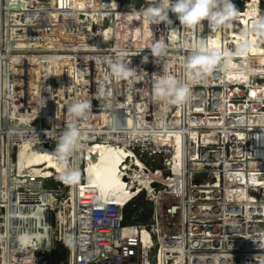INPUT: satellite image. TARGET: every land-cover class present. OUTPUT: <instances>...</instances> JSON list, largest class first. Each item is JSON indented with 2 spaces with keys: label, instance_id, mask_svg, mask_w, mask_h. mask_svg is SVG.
Here are the masks:
<instances>
[{
  "label": "rangeland",
  "instance_id": "rangeland-1",
  "mask_svg": "<svg viewBox=\"0 0 264 264\" xmlns=\"http://www.w3.org/2000/svg\"><path fill=\"white\" fill-rule=\"evenodd\" d=\"M103 1H107L108 6H110L111 0H103ZM114 1H116L118 4L119 3L123 4L124 0H114ZM39 2H41V1H39ZM143 2H145V3H143ZM151 2H152V0H128V3H127L128 7L132 10H135V11L140 10V13L143 15V18H141V20L138 19L139 15H137V14H135V17H136L135 21L132 18H129V20L132 23L134 22L133 24L136 25V23H138L137 24L138 25V31L137 32L130 31L131 27L126 28L127 32H126V29L122 33L118 32L116 30L115 32H118V33L112 34L113 40H114L113 46H124L126 43V45H128V46L134 47V45H136L137 47H141V45L143 44L142 48H146V52L151 53L150 49H152L153 47H155L157 45H163L165 48V53H173V54H170V56H168V54H164L160 58L153 57L152 54L151 55L146 54V55H144L138 59L135 57H133L132 59L125 57L126 60L129 61L130 67L132 69L134 68V70L132 71V73L129 77L123 78L122 81H121V78H116L111 74V70H110V66H109V69H108L109 74L107 73L105 75V79H103V77L100 75L101 78L103 79L102 80L103 83H102V81H100V82L98 81L99 83H101V85H103L101 88H99V91H100L99 95H101L100 98L102 97L103 99H105V102H104L105 107L99 106L97 104H93V106H92V104H91V108H90L89 112L86 114V116L83 119H79V120H77L73 115H71L67 111V106L72 101L77 100V99L87 98L88 100H90V102L92 101L90 99V97H88V94L91 91L90 88H92V87H93V89L97 88L96 83H98V82L95 81V79L93 77V81H95V82L90 87L89 86V80H88V79H90L89 75L92 72L93 73L95 72L93 69L95 66H97V69H98V61L99 60H98L97 56H95V55L104 54V53L98 52L99 50L103 49V48H101L102 46H98V49H90V50H85L84 47H86V46L91 47L90 46L91 44H93L92 47L93 46L95 47V46H97L96 45L97 42L100 43L99 40L102 37L101 34L103 31L100 30V31L95 32V30H96L95 28H97V24L99 22L104 23L106 25H109V24H112V25L115 24L116 25L117 24L116 22H118V19L115 17L116 18L115 21L112 22L109 17L104 16V17H101V19L99 18V21L98 20L95 21L92 18V16H96L98 14V11L94 12L95 14L93 13L92 15H84V13L81 10H78V8L74 7L73 9L69 8L67 10V12L64 13L63 18L60 15H59L60 18L58 17V15L50 16V19L53 20L52 21L53 25H48L47 20H45V19H44V21H42L40 19L37 20V18H40V16L39 17L34 16V20L32 23L26 19H24L22 21L17 20V21H19V23L23 24V26H17L16 28H14L15 23L12 24V26H13L12 29H14L13 31H16L18 29L17 37L15 39L19 43H21L23 46L26 45L24 47L29 48L30 50H28V49L22 50V51L18 50L17 53H19V54L21 52L24 53V54L22 53L21 55H19V54L17 55L16 53H14V57L19 56L17 58L13 57V60L15 62L14 65H11L9 63V60L6 59V57L4 58L3 54H5L7 56V53H6V50L4 47H2V49H3L2 53L3 54H0V106H1L0 107V146H1L0 155L3 154L4 152H6V154H8V152H7L8 148L6 149L5 147L9 146L10 147V150H9L10 151V158H12V160H10L9 163L6 161H4V162L0 161V168H2L0 171V200L3 198V196H4L3 199L5 200V201H3V200L0 201V241L5 240L7 238H9V240H12V234L9 233V230L7 231V230H4L2 228V226L5 225V222H2L3 221L2 220V214L4 212V215H5L6 214L5 211H7L9 209V208H7V205H5V204H9L11 202V203H13V205L16 204V207H21V210H19L17 213L15 211H13L14 212L13 215L17 216V219L19 217V219L16 222H23L24 214L26 213V211L30 210L31 207L34 209L40 208V212H38V217L36 218V220L34 219L35 223L38 222L39 224L46 223V220H44V217H46V214L48 215L49 218L52 217V213H53L52 211H54L55 213H57V212L63 213L64 212V208L60 204H55L54 208H52L53 210H51V211L49 209H45V210L42 209L40 204L38 205V201H41L40 198L42 196V191H41L40 195H36V196L27 195V193L29 194V189L33 188L32 191H34V189H37L36 186H38V185L34 184V182H32V184H31L32 178H30V180H27L28 182L22 183V185H21V183H19L18 186H17V184H15L16 181L21 176L23 177V174H24V172L22 173L21 171H18V169H15L16 166H15V160H14L15 157L14 156H15V147H16L15 142H17L16 140H18L17 138H20L22 136V134H24L25 131H29V130L33 131L34 130L35 134L39 135L41 137L43 135L48 136L51 133L53 136L52 138L56 141L55 138H56L59 130H62L63 128H65L68 123H78V124L83 123L84 127L90 128V132L84 134V137L89 136V134L93 133V132H94L93 134H102L101 132H105V133H107V135L109 137L114 139L115 136H117L120 133V136L122 139L121 141L125 142V147L127 149L131 150L142 161V164L145 168V171H143L145 174L142 176H143V179H145V181L147 182L148 186L150 187L151 192H154L155 198L154 197L151 198V196L149 194L147 195L146 194L147 190H145V189L140 191L139 194H137L138 196H136L132 199L133 202L131 200L130 202H128L123 207V209H122L123 210L122 211V215H123L122 223L123 224L128 223V220H129L128 216H126V217L124 216V214H126L128 211H133L132 215H134L136 213V216L139 217V218H137L138 223L142 222V224H150V223L164 222V221H166V219H165L166 217L163 215L162 207L163 208L165 207L164 208L165 210L168 209L169 212H173V219L170 221H173V223L176 224L175 220H176V218L178 219V224H176V226L180 225V223L183 222L185 224L184 228L186 229V227L189 224L191 225V223L192 224L197 223L199 225V229L207 230V234L210 238L221 239L222 241H224L226 244V248H227V249H225L226 252L224 255H231V257H233L234 255H236V256L234 257V261L232 259H230V257L228 258V256H226V259H225V257L219 258L218 261H220L222 264H263L264 263L263 255L262 256L257 255V254H260L257 251H251V253H250L249 250H246V248L252 249L253 248L252 246L256 247L255 246L256 243H255V245H253L254 244L253 241H256L257 239H260L262 242L261 245L264 246V243H263L264 238H261L260 236H254L255 232L249 231L250 228L247 230L248 226L249 227L252 226L254 224L253 223L254 220H256L258 217L257 214L259 213V211H258L256 204H259L260 200H264V170L260 169L259 171H256V172L253 170H250L248 160L246 159V156L249 154V150H250L249 148L250 147H252L254 150L256 149V151H257V148H258V147H256L257 144L254 143L253 135H251L252 133L249 131L241 132L238 134L235 142L240 143L239 145H235L233 140L230 141V138L221 137V136H226L228 133L226 131L231 130V128H228V125L223 126V124L225 123V119H223L224 117L221 118V116H223V115L220 113L215 114V117L217 119L216 118L212 119V122L214 124L209 119L206 120V117L209 115L208 111H206V110H212V109L214 110L217 108V106L220 108L222 106H224L222 101L221 102L220 101H218V102L214 101L213 102V100L209 101V96L212 95L211 93L213 92V90L214 89L218 90L222 87L221 86L222 83L218 84L219 86H217V84L215 82L216 80L213 79V72L211 74L207 75L206 77H203V78L201 77V79L200 78L191 79V81H190V84H191L190 96H189L188 100L185 103H183L184 105L183 104H166L165 102H162V101L159 102L158 100L155 103H152V102H154L153 98H152V97H154V95L152 93V88H151V94H150V92L148 93L147 90L143 89V88H145L146 83L147 84L149 83L152 86L153 81L156 80L161 75L162 72L165 75H172L174 73L173 76L178 77L181 80L186 79L187 74H186V68L184 67L185 66V60H186L185 57H187L186 55H189L190 51H189V48H187L186 46L183 45V42L181 41L182 39L179 37H178V41L176 43V47L177 48L180 47V48L176 49V50H166L169 47H168V44L164 45L163 41L166 40V43H168L169 40H167L168 38L165 37L166 36V30H164L165 24L159 23V25H158L155 23V25H154V22H152L151 19L143 13L144 10L148 7V5ZM233 3L236 4L237 2L236 3L233 2ZM237 5H240V4L238 3ZM36 6L34 9L38 10L40 7H36ZM43 6H45L46 8L55 7V6L51 7V5L48 6L46 4ZM55 12L56 11H53L51 13H55ZM169 17L171 20H174L175 23L177 22L176 18H174V17H176L175 14L170 12ZM58 20H59V22H58ZM139 20L141 22H139ZM0 22L2 25L0 27V30H1V28H3L5 21L3 22V20L0 19ZM27 23L30 27L28 29L26 27ZM59 23H61V24H59ZM56 24H57V26H56ZM142 24H144V26H142ZM145 24L148 25V27H146ZM162 25H164V26H162ZM18 27H20V28H18ZM32 27H35V29H32ZM56 27L59 29H56ZM119 27L121 30L122 29L121 27H123L122 24H119ZM22 28H23V30H22ZM145 28H147L149 33L146 32ZM39 29H41V30H39ZM2 30H4V29H2ZM21 30H22V32H21ZM56 30H58V31H56ZM66 30H67V32H66ZM128 30H129V32H128ZM41 31H42V33H41ZM48 32H54L57 36H59V38H55L56 40H52V43H51V40H50L51 38L47 37L49 35ZM98 33H100V34H98ZM134 34H135V36H134ZM159 34L162 36H160ZM65 35H69V36H65ZM132 35H133V37H132ZM62 36H64V37H62ZM140 36L142 37V39L140 38ZM145 36H146V38H145ZM95 38H96V40H95ZM97 39H99V40H97ZM143 39H145L146 41ZM116 40H118V42ZM123 40H125V41H123ZM150 41H152L153 43ZM88 42H90L91 44ZM93 42H95V43H93ZM140 42H142V43H140ZM261 43H262V41H261ZM62 44H64V46H61ZM263 44H264V42L262 43V45ZM44 46H46V47L47 46H53L52 49H54L55 47L56 48L63 47L62 49H69V48H67L68 46H76V49L72 50V48H71V49H69V51L64 52L65 54H69L70 56H72V58L71 57H65L66 55L61 54L62 56L60 57V59H58L59 61L68 60V64L70 66L69 67L70 71H68V72H70L71 74L73 73L72 77H70V79H69V81H71V82H69L70 85H69V83L63 84L64 90H62V88H61L62 84L56 82L55 69L53 70V68H54V67H52L53 64L50 62L51 59H54V58L45 59V61H44L45 55L42 56V54L50 53V52H53V54H54L56 52L54 50H57V49L52 50L51 48L47 47L48 49L41 52L42 51L41 48H43ZM104 46L105 45H103V47ZM107 46H111V45L109 44ZM146 46H148V48ZM184 47L186 49H184ZM81 49H83V50H81ZM147 50H149V51H147ZM37 51H38V53H37ZM185 51L187 52V54ZM75 52H77V54ZM104 52H105V55H108V52H106V51H104ZM88 53H90V54H88ZM93 53H97V54H93ZM40 54H41V57H39V58L41 60H43L44 62H37L38 60H36L37 59L36 56H38ZM72 54L76 55V57L74 58V56ZM26 55H28V56L26 57ZM114 55L117 56V54H114ZM175 55H177V56H175ZM92 56L93 57L95 56V58H93ZM178 57H180L181 59ZM29 59H31V60H29ZM95 59L97 62L95 61ZM5 60H6V62H5ZM90 60L93 64L90 63ZM131 60H133V61H131ZM149 60H150V62H149ZM152 60H154V61H152ZM176 60H178V61L180 60L179 61L180 63H178V61H176ZM16 61H17V63H16ZM29 61H31V62H29ZM22 62L25 63V66H22ZM146 62H148V63H146ZM173 62H174V64H173ZM175 62L177 64H175ZM50 63H51V65H50ZM178 64H181V65L178 66ZM71 66H72V68H71ZM138 66L140 68V71H139ZM90 69H91V71H90ZM135 69L137 71H135ZM141 71L144 74L146 73L144 80H143L144 74ZM160 71H162V72H160ZM42 72H46V73H44L45 76ZM171 72H173V73H171ZM97 73H98V71H97ZM85 74H87V75H85ZM138 74H139V77L137 76ZM153 74H154V76H152ZM81 75H83V76L81 77ZM135 75H136V77H135ZM147 75H148V77H147ZM150 75H151V77H150ZM50 76H51V78H50ZM79 76L81 77L82 80L83 79L85 80V81L84 80L82 81L85 84H83L81 82V80H79L80 79ZM76 78L80 82H78ZM137 78H140V79H137ZM209 78H210V80H209ZM117 79H118V81H116ZM196 79L198 81L197 83L195 82ZM202 79H204V81ZM119 80L121 81V83ZM205 80L210 83V85H209L210 87L208 86L209 83L206 82ZM127 81L129 83H127ZM214 82H215V84H214ZM41 83H42V85H40ZM43 83L45 84V87H44ZM81 83L84 86H82ZM211 83L214 84V86H211L212 85ZM77 84H78L79 88H77ZM129 85H130V88H126V87H129ZM134 85L137 87H135ZM64 86L66 87L67 91H66ZM67 86L70 90L67 88ZM69 86H71V87H69ZM88 86H89V89L87 88ZM42 88L43 89L45 88L48 91V93H45L44 91H46V90L45 89L43 90ZM81 88H82V90H81ZM136 88H139V90ZM77 89H78V91H77ZM128 89H129V91H128ZM49 90H50V93H49ZM209 90L210 91L212 90L211 93H209ZM62 91H63V93H62ZM68 91L70 94L67 93ZM99 91H97V92H99ZM138 91H139V93H138ZM144 92L146 94H144ZM80 93H82V94H80ZM122 93H126V94L124 95ZM141 93H143V95ZM199 93H200V95H199ZM120 94L122 97L120 96ZM14 95H15V98L12 99V96H14ZM69 95H71V96H69ZM144 95H145V97H144ZM8 96L9 97L11 96L10 97L11 99ZM64 96L66 97V99H63V98H65ZM140 96H142V97H140ZM126 97H127V99H126ZM138 97L141 98L142 100L139 99ZM205 97H206V99H204ZM7 98L9 99V101ZM67 98H69V99H67ZM147 98L151 102L149 100L147 101ZM59 99L63 102H61ZM66 100H67V102H66ZM204 100H205V102H204ZM128 101L130 104L128 103ZM120 102L123 104V106ZM144 102H147V104ZM202 102H203V105H202ZM27 104H29V105H27ZM32 104H33V106H31ZM57 104H61V105L57 106ZM120 104H121V106H120ZM124 104H126V105H124ZM127 104L130 107H128ZM136 104L138 106H135ZM154 104L156 105L157 109L155 108ZM39 105L40 106L43 105L42 111H41V107L39 108ZM160 105H161V107H160ZM22 106L24 108H21ZM30 106H31V108H30ZM116 106H117V109H115ZM125 106H126V108L128 107L127 109H125L127 111L126 114H128L126 121H123L125 119V117L121 118L120 120L117 119V120L113 121V119H114L113 115L116 116L117 112L121 111L122 107L124 109ZM177 106H179V108ZM186 106H187V108H186ZM200 106H202V108ZM147 107H149V108H147ZM193 107L199 108L198 109L199 111L202 109L201 111L203 114L202 113L199 114L197 109L194 111ZM207 107H208V109H207ZM28 108H29V111H27ZM114 109L117 110V112ZM37 110H38V112H37ZM99 110H100V112H99ZM175 110H177V111H175ZM192 110L194 112H192ZM203 110H204V112H203ZM145 111L148 113L146 114ZM152 111L154 112L153 114H152ZM164 111H167V112L165 113ZM137 112H140V114L143 115L142 118L144 119V121L141 119V115ZM149 112L151 113L150 115H149ZM174 112L177 113L178 116ZM246 112H247V114H245ZM246 112L243 110L242 113H244V114H240V115L245 116L246 117L245 118L246 124H249V122H247L248 121L247 118H249V117L250 118H256L258 114H255V113L250 114L248 110ZM197 114H198V117H197ZM134 115L135 116L139 115L137 117L140 120H138V118L135 117ZM131 117H132V119H131ZM156 117H158V118L160 117V118L159 119L157 118L155 120L154 118H156ZM194 117H195V119H194ZM237 117L238 116L236 114L234 116H232L231 118L226 116V118H227L226 123L231 124L232 119L236 122L235 118H237ZM16 118H20L19 121ZM178 118H180V119H178ZM202 118H204L203 120L205 121V124L208 122L207 124H209L213 127V128L211 127V130L209 129L212 133H203L204 135L200 134L203 137H201L200 135L197 134L198 128L196 126H195V128L192 125L189 126L190 122L196 124L197 122L202 121V123L204 124V121L202 120ZM218 118L220 120L222 119L221 122ZM148 119H150V120H148ZM189 119H190V121H189ZM185 120H186V122H185ZM182 121H183V123H182ZM27 122L30 123L31 125H29ZM124 122H127V124H125ZM149 122H151V123H149ZM188 122H189V124H188ZM215 123H218V124H215ZM93 124H94V126H93ZM26 125H27V127H26ZM182 125H183V127H182ZM186 125H188L187 129H185ZM214 125H216V126H214ZM114 126H116V129L114 128ZM32 127L34 129H32ZM79 127H81V126H79ZM217 128H218V130H217ZM41 129L45 133H43ZM106 129H108V130H106ZM123 129H126V130H123ZM235 129L236 130H238V129L242 130V128H235ZM194 130L196 131V133L194 132ZM202 130H206V128L202 129ZM12 131H13V133H12ZM14 131H15V133H14ZM17 131H19V132H17ZM48 131H50V132H48ZM189 131L190 132L193 131L192 134L195 137H191L189 135L187 137V134H190ZM46 132H48V133L46 134ZM97 132H100V133H97ZM213 132H214V134H213ZM215 132L218 134L221 132L220 133L221 135L215 134ZM129 133H131V137L128 135ZM10 134H11V136H10ZM35 134H33V135L31 134V136H33L35 138L36 137ZM208 134L210 135L209 138L207 137V136H209ZM126 137H127V139H126ZM190 137L193 138L192 139L193 141H195L194 138L197 137L199 140L198 141L199 144L198 145L195 144V143H197V139H196V142H194V144H195L194 147L188 146L189 145L188 141H189V139H191ZM213 137H214V139H213ZM113 139H111V140H113ZM143 139H145V140H143ZM182 139H183V141H182ZM219 139H220V141H219ZM95 140H97V139H95ZM217 141H219V142H217ZM186 142H187V144H186ZM226 142H227V144H226ZM82 143H86V142L82 141ZM126 143H128V144L126 145ZM140 143H141V145H140ZM218 143L220 144V146L217 147V145H219ZM156 144H157V146H156ZM176 144H177V146L179 145V147H181L180 148L181 150L179 149V147H176L177 152H175ZM196 146H199V147H196ZM81 147L82 146H79V148H81ZM178 149H179V151H178ZM182 149L183 150L185 149V150L183 151ZM189 149L192 152L189 151ZM254 150H250V151H254ZM189 153H191V154H189ZM251 153L253 154V152H250V154ZM78 154H79L78 150L75 151L74 153L70 154L69 159L67 161V167H69V168H75L76 167V169H78V171H79V168H81V166H82V157H81V154H79V155ZM255 157H256V155H255ZM191 159L193 161H191ZM72 161H73V164H70V163H72ZM71 166H73V167H71ZM3 167H5V168L3 169ZM182 172H183V174H182ZM145 175L147 176L146 178H144ZM155 175H157V176H155ZM52 176H54V177L52 178ZM80 176H81V172H80ZM5 177H7V178H5ZM26 177H27V175H26ZM8 178H9V181H8ZM49 178L50 179L47 182H44L42 184L43 185L42 189L52 190L54 186H57V192L56 193L59 195H65L67 198V201H68V205L71 206L72 205V198H74L73 197L74 192H79L80 188H82L81 181L78 179V181L72 185H69L67 182H65V183L63 182V184L62 183L59 184V183H57V181L59 179H62V177L59 175L58 172H54V170H53V175L49 176ZM27 179H29V178L27 177ZM152 180H153V182H151ZM156 180H158V181H156ZM10 186H13V187H10ZM66 186H70V189H68ZM21 192H23V194H21ZM24 192H26V193H24ZM8 193H9V195H8ZM12 193H14V194L17 193V195L13 196ZM16 196H22L27 201L16 198ZM12 197H14V198H12ZM55 197L57 198V196H55ZM173 199H175V200H173ZM171 203L173 206L170 205ZM176 206L178 207V209H175V211H174V208H177ZM46 210H47V213H46ZM158 210H160V212ZM177 210L179 212H176ZM123 212H124V214H123ZM73 215H74V212H72V214H71V219H72ZM174 215H177V216H174ZM178 216H179V218H178ZM182 218H183V220H182ZM54 221L55 220L53 219V222ZM72 221L74 222L73 219H72ZM183 223H182V226H183ZM55 224L57 225L56 222H55ZM69 224H71V223H69ZM74 226L69 225L67 228L66 225H63V226H61V228L59 227L57 230L52 232V234H51V236H49V238L55 239V237H56L57 239L58 238L60 240L64 239L66 241L69 238V233H68L69 230L71 228L73 229ZM49 230L50 229L48 227H45V229L41 232L49 234V232H50ZM65 230H67V231H65ZM253 231H254V229H253ZM248 232H249V234H248ZM36 233H37V237H38V234L40 232H36ZM259 233L261 236H263L264 230L263 231L261 230V232L259 231ZM9 235H11V237ZM228 243L232 244V245L228 246L229 245ZM258 243H260V242L258 241ZM1 245L4 248V249L2 248L4 250L3 252L6 251L5 254L11 253V251L8 250V245L0 244V246ZM32 248H34V247H32ZM34 249H37V248H34ZM63 249H64L65 253H66V251H68L67 242L64 243ZM237 249H245V251H243V255L240 256L241 252ZM30 250L32 251V249H30ZM21 251L22 250L13 249L14 253L21 252ZM253 252H254V254H256V252H257V254H256V256H254L255 258L253 257L254 259L252 262H246L245 260L242 259L246 254H253ZM31 254L35 255L33 251L31 252ZM36 254L37 255H43V253H41L40 251L37 252ZM237 254L239 256H237ZM25 255H26V253H25ZM51 256H52V254H51ZM46 258H48V256H46ZM207 260H210V258H207ZM229 260H231V261H229ZM210 263L213 264L212 261Z\"/></svg>",
  "mask_w": 264,
  "mask_h": 264
},
{
  "label": "bare ground",
  "instance_id": "bare-ground-1",
  "mask_svg": "<svg viewBox=\"0 0 264 264\" xmlns=\"http://www.w3.org/2000/svg\"><path fill=\"white\" fill-rule=\"evenodd\" d=\"M54 1V8L51 9V11H56V12H60L61 14H63L64 12H66L69 7L70 8H78V10H81L84 15H88V14H93V12L95 10L98 11V14L96 16H92V18L95 20V21H99V18L101 19V17H109L111 19V21H115V19L117 18L118 19V22H116L117 24L114 26L112 24H109V25H106L104 23H101V22H97V28H95V32L96 31H100L102 30V37L97 40L100 41L96 43L97 46H93V44L90 43L89 45L91 47H84L85 50H90V49H98V46H102L101 50H99L98 52L100 53H104L102 55H95L97 56L98 58V69H97V66H95L93 69H94V73L92 72L89 76H90V79L89 80V86L91 87L92 84L95 82V81H102L103 79H105V75L108 73L109 74V64L107 63V61L109 59H115L116 57L118 56H124V57H128V58H140L146 54H150L151 53H147L146 52V48H142L143 44L141 45V47H137L136 45L133 46H128L125 45L124 46H113V35L112 34H117L118 32H123L125 31L126 28H129L131 27L130 31L132 32H137L138 31V23L133 24L129 18H132L134 21L136 20V17H135V14L139 15L138 19L141 20L142 17V14L140 13V10L138 11H135V10H132L128 7L127 3H128V0H124L123 1V4H118L116 1L114 0H111V4L110 6H107V8H102L101 9V6H100V3H98L99 5V9L97 8V6H95V4H88L87 5H84V1L83 0H53ZM248 1V0H247ZM251 1V0H250ZM261 1V0H260ZM90 3H92V1H90ZM145 3V2H143ZM252 3V2H251ZM81 4H83V8H80ZM85 6V7H84ZM60 7V8H59ZM142 7V6H141ZM29 8V7H28ZM61 9V10H60ZM47 12H49V10H47ZM55 12V13H56ZM70 12V11H69ZM111 12V13H110ZM54 13V14H55ZM144 13V12H143ZM54 14H52L51 16H53ZM95 14V13H94ZM260 14H264V11L261 10L259 7H256V6H249V7H242V8H239L237 9V14H236V17L231 21V24H230V27L233 29L232 30V34H229L228 36H226L225 32L224 34L220 35V37H214V38H209L208 40L206 39V43H209L207 44L209 48H215V49H218L220 50L222 53H230L231 56L230 58H228L227 60H221V62L219 63V65L217 66L216 69H214L213 71V79L216 80V84L217 86H219L218 84L222 83L221 84V88L218 89V90H213V92L211 93V91L209 90V93H211L212 95L209 96V101L213 100L214 101H222V103L224 104V106H222L221 108L217 106L216 109H212V110H206L208 111L209 115L206 117V120L209 119L211 122H212V119H215V114L216 113H220L222 114L224 117L223 119H225V123L223 124V126H227L228 125V128H231V130H227L226 132L227 135L226 136H221V137H225V138H230V141L233 140L234 144L235 145H239L240 143H236L235 140H236V137L238 136L239 133L241 132H251L253 135V141L256 145L257 148V151L256 149L254 150L252 147H250L249 149L250 150H254V151H250L249 150V154L246 156V159L248 160V163H249V169L250 170H253V171H259L260 169H263L264 170V44L262 45V43L264 42V35H259V34H256L254 32H252L250 29H251V25L254 21V18L257 17L258 15ZM55 17V16H54ZM62 17V15H61ZM116 17V18H115ZM40 18L42 19V21L47 20V23L48 25H53V20L49 18H47L46 16L44 17H41ZM53 18V17H52ZM60 18V16H59ZM63 18V17H62ZM88 18V17H87ZM40 19V20H41ZM39 20V19H37ZM139 20V22H141ZM144 20V19H143ZM57 21V20H56ZM90 21V20H89ZM94 21V22H95ZM146 21V20H145ZM59 22V20H58ZM19 21H16L15 24H14V28H16L17 26H23V24L19 23ZM46 23V24H47ZM152 23V22H151ZM61 24V23H59ZM119 24H122L123 27H121L122 29L120 30V27H119ZM141 24V23H140ZM153 24V23H152ZM163 24V23H162ZM234 24V25H233ZM155 25V23H154ZM159 25V24H158ZM1 22H0V27H1ZM57 26V24H56ZM142 26H144V24H142ZM146 27H148V25L145 24ZM153 26V25H152ZM164 26V25H162ZM166 36L167 37L166 39L169 40L168 43H166V40L163 41V44H168V49L166 50H176V49H179L176 47V43L178 41V36H177V32H176V28H175V25H166ZM12 25H9L8 21H5L4 22V25H3V28H1L0 30V54H3L2 53V47L5 48L6 50V53H7V56L5 54H3L4 58L6 57V59L9 60V63L11 65H14V60H13V57H14V53H16L17 55L19 53H17L18 50H30L29 48H26L24 46L26 45H22L21 43H19L15 38L17 37V34L15 35V32L16 31H13L14 29H12ZM27 29L30 28L28 23L26 25ZM67 27V26H66ZM141 27V26H140ZM20 28V27H18ZM63 28V27H62ZM4 29V30H2ZM32 29H35V27H32ZM56 29H59L56 27ZM146 29V32L149 33V31ZM23 30V28H22ZM21 30V32H22ZM41 30V29H39ZM118 31V32H115V31ZM163 30V29H162ZM58 31V30H56ZM144 31V30H143ZM64 32V31H63ZM62 32V33H63ZM67 32V30H66ZM126 32H127V29H126ZM125 32V33H126ZM129 32V30H128ZM42 33V31H41ZM65 33V32H64ZM145 33V32H144ZM153 33V32H152ZM48 38H51V43H52V40H56L55 38H59V36H57L54 32H48ZM60 34V33H59ZM68 34V33H67ZM70 34V33H69ZM100 34V33H98ZM127 34V33H126ZM130 34V33H129ZM15 35V37H14ZM62 35V34H61ZM64 35V34H63ZM121 35V34H120ZM138 35V34H137ZM142 35V34H141ZM146 35V34H145ZM160 35V34H159ZM20 36V35H19ZM43 36V35H42ZM46 36V35H45ZM65 36H69V35H65ZM72 36V35H71ZM74 36V35H73ZM97 36V35H96ZM123 36V35H122ZM135 36V34H134ZM144 36V35H143ZM147 36V35H146ZM145 36V38H146ZM152 36V35H151ZM162 36V35H160ZM247 38V41H248V49L245 53H243L242 55H236V49L238 48V46L241 44L242 42V39L243 38ZM61 37V36H60ZM64 37V36H62ZM133 37V35H132ZM139 37V36H138ZM68 38V37H67ZM74 38V37H73ZM72 38V39H73ZM136 38V37H135ZM140 38L142 39V37L140 36ZM149 38V37H148ZM147 38V39H148ZM152 38V37H151ZM26 39V38H25ZM43 39V38H42ZM41 39V40H42ZM71 39V40H72ZM138 39V38H137ZM20 40V39H19ZM28 40V39H27ZM68 40V39H67ZM75 40V39H74ZM94 40V39H93ZM96 40V38H95ZM94 40V41H95ZM145 40V39H143ZM151 40V39H150ZM155 40V39H154ZM161 40V39H160ZM43 41V40H42ZM118 42V40H116ZM125 41V40H123ZM146 41V40H145ZM162 41V40H161ZM262 41V43H261ZM58 42V41H57ZM76 42V41H75ZM139 42V41H138ZM152 42V41H150ZM23 43V42H22ZM55 43V42H54ZM53 43V44H54ZM81 43V42H80ZM95 43V42H93ZM99 43V44H98ZM142 43V42H140ZM139 43V44H140ZM147 43V42H146ZM153 43V42H152ZM21 44V45H20ZM52 44V45H53ZM61 44V43H60ZM111 45V46H107V45ZM87 45V44H86ZM95 45V44H94ZM103 45H105L103 47ZM148 45V44H147ZM153 45V44H152ZM23 46V47H22ZM61 46H64V44H62ZM128 46V47H127ZM139 46V45H138ZM145 46V45H144ZM149 46V45H148ZM148 46H146L148 48ZM49 48H53V46H47ZM46 46H44L42 49L41 52L45 51L46 49H48ZM67 47V46H66ZM183 47V46H182ZM37 48V47H36ZM63 47L61 48H54V49H57V50H54L56 51L54 54L53 52H50V53H45V54H42L45 55L44 56V61L45 59H51V58H54V59H51V63L53 64L52 67L53 70L55 69V75H56V82L58 83H61L62 84V90L63 89V84L64 83H69L71 81H69L70 77H72V74L68 71H70L69 69V64H68V60H65V61H59L58 59H60V57L62 55H66L65 57H71L69 54H65L64 52L66 51H69V49H62ZM69 48V46L67 47ZM12 49L14 50L13 53H11ZM71 49V48H70ZM184 49H186L184 47ZM73 50V49H72ZM80 50V49H79ZM83 50V49H81ZM75 51V50H74ZM108 52V55H105V52ZM149 51V50H147ZM20 52V51H19ZM27 52V51H26ZM31 52V51H30ZM35 52V51H34ZM95 52V51H94ZM186 52V51H185ZM23 52H21L19 55H21ZM29 53V52H28ZM38 53V51H37ZM69 53V52H68ZM77 54V52H75ZM83 53V52H82ZM178 53V52H177ZM15 54V55H16ZM24 54V53H23ZM41 54L36 56L38 60L37 62H44L43 60H41L39 57H41ZM62 54V55H61ZM90 54V53H88ZM93 54H97V53H93ZM114 54H117V56H115ZM120 54V55H119ZM165 54H168V56H170V54H173V53H165ZM185 54V53H184ZM187 54V52H186ZM73 55V54H72ZM92 55V54H91ZM90 55V56H91ZM28 55H26L27 57ZM33 56V55H32ZM35 56V55H34ZM54 56V57H53ZM74 58L76 57V55H73ZM95 56L93 58H95ZM177 56V55H175ZM188 56V55H186ZM16 57V56H15ZM14 57V58H15ZM19 57V56H17ZM16 57V58H17ZM24 57V56H23ZM64 57V56H63ZM81 57V56H80ZM151 57V56H150ZM149 57V58H150ZM167 57V56H166ZM39 58V59H38ZM160 58V57H159ZM180 58V57H178ZM186 58V57H185ZM143 59V58H142ZM141 59V60H142ZM153 59V58H152ZM155 59V58H154ZM181 59V58H180ZM7 60V61H8ZM31 60V59H29ZM56 60V61H55ZM135 60V59H134ZM151 60V59H150ZM149 60V62H150ZM157 60V59H156ZM96 61V59H95ZM133 61V60H131ZM140 61V60H139ZM143 61V60H142ZM154 61V60H152ZM178 61V60H176ZM180 61V60H179ZM178 61V63H180ZM6 62V60H5ZM31 62V61H29ZM70 62V61H69ZM97 62V61H96ZM95 62V63H96ZM129 62V61H128ZM144 62V61H143ZM17 63V61H16ZM50 63V65H51ZM76 63V62H75ZM90 63L91 60H90ZM134 63V62H133ZM136 63V62H135ZM142 63V62H141ZM148 63V62H146ZM28 64V63H27ZM93 64V63H92ZM97 64V63H96ZM171 64V63H170ZM174 64V62H173ZM175 64H177L175 62ZM48 65V64H47ZM95 65V64H94ZM146 65V64H145ZM158 65V64H157ZM181 65V64H178V66ZM21 66V65H20ZM22 66H25V63L22 62ZM130 66V64H129ZM137 66V65H136ZM149 66V65H148ZM177 66V65H176ZM91 67V66H90ZM93 67V66H92ZM163 67V66H162ZM185 67V66H184ZM18 68V67H17ZM72 68V66H71ZM88 68V67H87ZM136 68V67H135ZM139 68V66H138ZM178 68V67H177ZM24 69V68H23ZM84 69V68H83ZM162 69V68H161ZM52 70V69H51ZM134 70V68H133ZM142 70V69H141ZM154 70V69H153ZM167 70V69H166ZM77 71V70H76ZM87 71V70H86ZM89 71V70H88ZM91 71V69H90ZM98 71V73H97ZM135 71H137L135 69ZM139 71H140V68H139ZM138 71V72H139ZM157 71V70H156ZM177 71V70H176ZM175 71V72H176ZM72 72V71H71ZM78 72V71H77ZM142 72V71H141ZM162 72V71H160ZM43 74L46 73V72H42ZM50 73V72H49ZM143 73V72H142ZM149 73V72H148ZM163 73V72H162ZM161 73V74H162ZM173 73V72H171ZM170 73V74H171ZM177 73V72H176ZM175 73V74H176ZM185 73V72H184ZM81 74V73H80ZM144 74V73H143ZM146 74V73H145ZM145 74L143 76V80H144V77H145ZM164 74V73H163ZM180 74V73H179ZM211 74V73H210ZM76 75V74H75ZM79 75V74H78ZM87 75V74H85ZM103 77V79L101 78V76ZM142 75V74H141ZM140 75V76H141ZM174 75V73L172 74ZM37 76V75H36ZM45 76V74H44ZM49 76V75H48ZM83 75H81L82 77ZM108 76V75H107ZM139 77V74L137 75ZM154 76V74L152 75ZM187 76V75H186ZM16 77V76H15ZM81 77L79 76V80H81V82L84 80L81 79ZM93 77L95 79V81H93ZM98 77V78H97ZM136 77V75H135ZM142 77V76H141ZM140 77V78H141ZM148 77V75H147ZM151 77V75H150ZM210 77V76H209ZM51 78V76H50ZM140 78H137V79H140ZM203 78V77H202ZM211 78V77H210ZM209 78V80H210ZM77 79V78H76ZM108 79V78H107ZM132 79V78H131ZM136 79V80H137ZM148 79V78H147ZM146 79V80H147ZM150 79V78H149ZM153 79V78H152ZM151 79V80H152ZM201 79V78H200ZM199 79V80H200ZM206 79V78H205ZM114 80V79H113ZM123 80V78H121V81ZM125 80V79H124ZM154 80V79H153ZM183 80V79H182ZM204 81V79H202ZM207 80V79H206ZM205 80V81H206ZM68 81V82H67ZM78 81V79H77ZM85 81V80H84ZM106 81V80H105ZM118 81V79L116 80ZM120 81V80H119ZM120 81V83H121ZM132 81V80H131ZM139 81V80H138ZM80 82V81H78ZM96 83V89H93L90 88V93L88 94V97H90V99L92 100L91 101V104L93 106V104H97L99 106H104L105 107V99H103L102 97L100 98L101 95H99L100 91H99V88H101L103 85H101V83ZM125 82V81H124ZM145 82V81H144ZM196 83L198 82L197 79L195 81ZM208 82V81H206ZM212 82V81H211ZM214 82V84H215ZM83 83V82H82ZM81 85L84 86L83 83ZM103 83V81H102ZM110 83V82H109ZM127 83H129L127 81ZM209 83V82H208ZM44 84V83H43ZM118 84V83H117ZM126 84V83H125ZM135 84V83H134ZM212 84V83H211ZM214 84H212L211 86H214ZM42 85V83L40 84ZM66 85V84H65ZM70 85V83H69ZM123 85V84H122ZM131 85V84H130ZM130 85L129 87H126V88H130ZM138 85V84H137ZM140 85V84H139ZM145 85V84H144ZM191 85V84H190ZM195 85V84H194ZM204 85V84H203ZM210 85V83L208 84V86ZM18 86V85H17ZM48 86V85H47ZM46 86V87H47ZM81 86V87H82ZM89 86L87 87L89 89ZM110 86V85H109ZM128 86V85H127ZM135 86V85H134ZM9 87V86H8ZM42 87V86H41ZM44 87H45V84H44ZM65 87V86H64ZM71 87V86H69ZM137 87V86H135ZM139 87V86H138ZM147 87V88H146ZM210 87V86H209ZM68 88V86H67ZM77 88L78 87V84H77ZM146 88V89H145ZM145 88H143L144 90H147L148 93L150 92L151 94V88L152 86L148 83H146V86ZM8 89V88H7ZM43 89V88H42ZM45 89V88H44ZM43 89V90H44ZM66 89V87H65ZM69 89V88H68ZM87 89V90H88ZM135 89V88H134ZM139 90V88H136ZM33 90V89H32ZM35 90V89H34ZM46 90V89H45ZM70 90V89H69ZM82 90V88H81ZM101 90V89H100ZM125 90V89H124ZM123 90V91H124ZM196 90V89H195ZM194 90V91H195ZM206 90V89H205ZM47 91V90H46ZM44 91L45 93H48V91L46 92ZM67 91V89H66ZM78 91V89H77ZM85 91V90H84ZM99 91V92H97ZM129 91V89H128ZM73 92V91H72ZM75 92V91H74ZM80 92V91H79ZM82 92V91H81ZM102 92V91H101ZM142 92V91H141ZM146 92V91H145ZM144 92V94H146ZM199 92V91H198ZM205 92V91H204ZM49 93H50V90H49ZM63 93V91H62ZM69 93V91L67 92ZM76 93V92H75ZM85 93V92H84ZM129 93V92H128ZM131 93V92H130ZM135 93V92H134ZM139 93V91H138ZM153 93V92H152ZM193 93V92H192ZM55 94V93H54ZM70 94V93H69ZM77 94V93H76ZM82 94V93H80ZM122 94H126V93H122ZM143 95V93H141ZM204 94V93H203ZM208 94V93H207ZM8 95V94H7ZM62 95V94H61ZM103 95V94H102ZM132 95V94H131ZM200 95V93H199ZM206 95V94H205ZM49 96V95H48ZM71 96V95H69ZM76 96V95H75ZM121 96V94H120ZM147 96V95H146ZM193 96V95H192ZM9 97V96H8ZM11 97V96H10ZM9 97V98H10ZM65 97V96H64ZM68 97V96H67ZM122 97V96H121ZM142 97V96H140ZM145 97V95H144ZM15 98V95L12 96V99ZM59 98V97H58ZM82 98V97H81ZM139 98V97H138ZM137 98V99H138ZM149 98V97H148ZM147 98V101L149 100ZM153 98V101L152 103H155L157 101V99L155 97H152ZM199 98V97H198ZM208 98V97H207ZM8 99V98H7ZM11 99V98H10ZM63 99H66L63 98ZM69 99V98H67ZM75 99V98H74ZM123 99V98H122ZM127 99V97H126ZM129 99V98H128ZM141 99V98H139ZM145 99V98H144ZM206 99V97L204 98ZM60 100V99H59ZM142 100V99H141ZM9 101V99H8ZM61 101V100H60ZM90 101V100H89ZM122 101V100H121ZM126 101V100H125ZM130 101V100H129ZM128 101V103H129ZM150 101V100H149ZM202 101V100H201ZM27 102V101H26ZM63 102V101H61ZM65 102V101H64ZM67 102V100H66ZM65 102V103H66ZM139 102V101H138ZM151 102V101H150ZM149 102V103H150ZM161 102V101H159ZM192 102V101H191ZM205 102V100H204ZM121 103V102H120ZM126 103V102H125ZM134 103V102H133ZM147 104V102H144ZM148 103V104H149ZM122 104V103H121ZM120 104V106H121ZM130 104V103H129ZM162 104V103H161ZM29 105V104H27ZM35 105V104H34ZM61 104H57V106H59ZM126 105V104H124ZM144 105V104H143ZM152 105V104H151ZM155 105V104H154ZM184 105V104H183ZM201 105V104H200ZM202 105H203V102H202ZM208 105V104H207ZM24 106V105H23ZM21 107V108H24V107ZM26 106V105H25ZM33 106V104L31 105ZM30 106V108H31ZM123 106V104H122ZM128 106V104H127ZM135 106H138L137 104ZM146 106V105H145ZM149 106V105H148ZM158 106V105H157ZM173 106V105H172ZM220 106V105H219ZM1 107V106H0ZM27 107V106H26ZM41 107V111H42V108H43V105H39V108ZM130 107V106H128ZM127 107V108H128ZM144 107V106H143ZM142 107V108H143ZM151 107V106H150ZM161 107V105H160ZM174 107V106H173ZM179 108V106H177ZM184 107V106H183ZM202 108V106H200ZM38 108V107H37ZM114 108V107H113ZM126 106L125 108L121 109V111L117 112V106L115 107V111L117 112V115L114 116V120H117V119H121L123 117H125V119L123 121H126V118L128 117V114H126V110L127 109ZM135 108V107H134ZM133 108V109H134ZM141 108V107H140ZM149 108V107H147ZM155 108H156V105H155ZM159 108V107H158ZM187 108V106H186ZM194 108V107H193ZM192 108V109H193ZM200 108V109H201ZM95 109V108H94ZM120 109V108H119ZM118 109V110H119ZM144 109V108H143ZM157 109V108H156ZM160 109V108H159ZM172 109V108H171ZM176 109V108H175ZM198 110L199 108H194L193 110ZM204 109V108H203ZM208 109V107H207ZM211 109V108H210ZM223 109V110H222ZM229 109V110H228ZM113 110V111H114ZM146 110V109H145ZM151 110V109H150ZM153 110V109H152ZM178 110V109H177ZM175 110V111H177ZM192 110V112H194ZM202 110V109H201ZM200 110V111H201ZM249 111L250 114H258L256 118H247L249 122V124H246V117L245 116H242L240 114H244L242 113V111ZM27 111H29V108L27 109ZM129 111V110H128ZM141 111V110H140ZM198 110V113H202V111L200 112ZM38 112V110H37ZM100 112V110H99ZM144 112V111H143ZM142 112V113H143ZM146 112V111H145ZM161 112V111H160ZM165 113L167 111H164ZM204 112V110H203ZM97 113V112H96ZM135 113V112H134ZM140 114V112H137ZM136 113V114H137ZM148 112H146L147 114ZM154 112L152 111V114ZM158 113V112H157ZM173 113V112H172ZM175 113V112H174ZM197 113V112H196ZM207 113V112H206ZM205 113V114H206ZM207 113V114H208ZM17 114V113H16ZM23 114V113H22ZM151 113L149 112V115ZM156 114V113H155ZM154 114V115H155ZM159 114V113H158ZM164 114V113H163ZM177 115V113H175ZM203 114V113H202ZM237 115L238 117L235 118L236 119V122L232 119L231 121V124H227V118L226 116L228 117H232L234 115ZM247 114V112L245 113ZM141 115V114H140ZM148 115V116H149ZM226 115V116H225ZM135 116V115H134ZM139 115H136L135 117H137ZM146 116V115H145ZM157 116V115H156ZM178 116V115H177ZM143 115H141V119L144 121V119L142 118ZM151 117V116H150ZM164 117V116H163ZM187 117V116H186ZM196 117V116H195ZM194 117V119H195ZM197 117H198V114H197ZM203 117V116H202ZM205 117V116H204ZM218 117V116H217ZM220 117V116H219ZM130 118V117H129ZM138 118V117H137ZM153 118V117H152ZM158 117L154 118L155 120L157 119ZM160 118V117H159ZM158 118V119H159ZM162 118V117H161ZM190 118V117H189ZM200 118V117H199ZM18 121L20 118H16ZM31 119V118H30ZM132 119V117H131ZM164 119V118H163ZM180 119V118H178ZM204 118H202L203 120ZM217 119V118H216ZM219 119V118H218ZM244 119V120H243ZM118 120V121H119ZM129 120V119H128ZM138 120H140L138 118ZM150 120V119H148ZM208 120V121H209ZM220 120V119H219ZM222 120V119H221ZM220 120V122H221ZM130 121V120H129ZM161 121V120H160ZM181 121V120H180ZM190 121V119H189ZM204 121V120H203ZM217 121V120H216ZM156 122V121H155ZM154 122V123H155ZM186 122V120H185ZM28 123V122H27ZM26 123V124H27ZM125 124H127V122H124ZM134 123V122H133ZM151 123V122H149ZM153 123V122H152ZM183 123V121H182ZM208 123V122H207ZM205 124V121H204V124L202 123V121L200 122H197L196 124L194 123H191L189 124L195 126L198 128V135L200 134H203V133H212L210 130H211V125L209 124ZM213 123V122H212ZM239 123V124H238ZM29 125H31L30 123H28ZM137 124V123H136ZM135 124V125H136ZM214 124V123H213ZM215 124H218V123H215ZM118 125V124H117ZM138 125V124H137ZM151 125V124H150ZM140 126V125H139ZM216 126V125H214ZM27 127V125H26ZM29 127V126H28ZM96 127V126H95ZM118 127V126H117ZM147 127V126H146ZM183 127V125H182ZM218 127V126H217ZM221 127V126H220ZM38 128V127H37ZM114 128L116 129V126H114ZM138 128V127H137ZM188 128V125H186V128ZM206 130H202V129H205ZM213 128V127H212ZM219 128V127H218ZM217 128V130H218ZM235 128H242L241 129H238L236 130ZM31 129V128H30ZM32 129H34L32 127ZM122 129V128H121ZM146 129V128H145ZM210 129V130H209ZM225 129V128H224ZM233 129V130H232ZM36 130V129H35ZM42 130V129H41ZM83 130V129H82ZM94 130V129H93ZM108 130V129H106ZM123 130H126V129H123ZM122 130V131H123ZM196 130V129H195ZM194 130V132L196 133V131ZM209 130V131H208ZM220 130V129H219ZM23 131V130H22ZM21 131V132H22ZM224 131V130H223ZM19 132V131H17ZM24 132V131H23ZM22 132V133H23ZM37 132V131H36ZM43 132V130H42ZM41 132V133H42ZM50 132V131H48ZM46 132V134L48 133ZM131 132V131H130ZM133 132V131H132ZM146 132V131H145ZM190 132V131H189ZM193 132V131H192ZM192 132H190V134H187V137L188 135L191 136V137H195L193 136ZM13 133V131H12ZM11 133V134H12ZM15 133V131H14ZM45 133V132H43ZM94 133V132H93ZM93 133H90L89 136H86L84 137L83 141H85L86 143H81L80 146H82L81 148H78V151H79V154H81V157H82V166L81 168H79V180L81 181L82 183V188H80L79 192H74L73 194V197L72 198V205L69 206L68 205V201H67V198L65 195H59L57 194V186H52L53 189L52 190H44L42 189V184L44 182H47L50 178L49 176L53 175V170L54 172H58L59 175L62 177L61 175V165L53 158L52 156V151L54 150L55 146H56V141L52 138V134L50 133V135L48 136H45L43 135L42 137L39 136V135H36L35 134V131H25L24 134H22V136L20 138H17L18 140H16L17 142H15V169H18V171H21L22 173L24 172L23 174V177L21 176L15 184H17V186L19 185V183H24V182H28L27 180H30V178H32L31 180V184L32 182H34V184L38 185L36 186L37 189H34L31 188L29 189V194L27 193V195L29 196H36V195H40L41 194V191H42V196L40 198L41 201H38V205L40 204L41 208L42 209H49L50 211L53 210L52 208H54V205L55 204H60L63 206L64 208V212H57L55 213L54 211H52V217H48V215L46 214V217H44V220H46V223H41L39 224L38 222L35 223L34 219L36 220V218L38 217V212H40V208L39 209H34V208H30V210L26 211V213L24 214V218H23V222H16L18 219H17V216H14L13 215V211H15L16 213L21 210V207H16V204L13 205V203H9V204H5L7 205V208H9L10 210L8 211H5V215H4V212L2 214V222H5L6 224V221H8V226L11 227V230H9V233L12 234V240H9V238L5 239L6 242H8V250L11 251V253H9V255L11 256L12 255V252H13V249H18V250H22L25 248V246H35L34 248H37V249H42L44 247H39V246H42L43 243L45 242V240L47 239V242H48V234L47 233H44V232H41L45 229V227H48L50 230L49 232V236H51L52 232H54L55 230H57L59 227L61 228V226L63 225H66V227L68 228V226H74L76 227V224H75V221L73 222L72 219L74 220V215L72 216V219H71V214L72 212H76L77 208H79V204H82L83 206H92L93 202L95 201V206L97 207L96 209L100 208V207H103L104 209H106L107 206L109 205H113L115 206L118 210L122 211L123 207L128 203L130 202L134 197L138 196L137 194H139L140 191L142 190H147V195L149 194L151 196V198L154 197V192H151V189L150 187L148 186L147 182L145 181V179H143V176L145 173L143 171H145V168L142 164V161L129 149H127L125 147V142L121 141V136H120V133L115 136V138H111L107 135V133L105 132H101L102 134H93ZM97 133H100V132H97ZM123 133V132H122ZM221 133V132H220ZM219 133V134H220ZM230 133V134H229ZM10 134V136H11ZM20 134V133H19ZM31 134H35L36 137L34 138L33 136H31ZM142 134V133H141ZM148 134V133H147ZM214 134V132H213ZM215 134H218L215 132ZM218 134V135H219ZM17 135V134H16ZM15 135V136H16ZM130 137H131V133L128 134ZM127 135V136H128ZM204 135V134H203ZM209 135V134H208ZM212 135V134H211ZM221 135V134H220ZM9 136V137H10ZM14 136V135H13ZM18 136V135H17ZM146 136V135H145ZM152 136V135H151ZM185 136V135H184ZM201 136V135H200ZM199 136V137H200ZM8 137V138H9ZM33 137V138H32ZM140 137V136H139ZM138 137V138H139ZM142 137V136H141ZM149 137V136H148ZM153 137V136H152ZM183 137V136H182ZM190 137V138H191ZM203 137V136H201ZM208 138L210 137L207 136ZM217 137V136H216ZM11 138V137H10ZM47 138V139H46ZM143 138V137H142ZM147 138V137H146ZM184 138V137H183ZM219 138V137H218ZM217 138V139H218ZM97 139V140H95ZM113 139V140H111ZM125 139V138H124ZM127 139V137H126ZM129 139V138H128ZM189 139V138H188ZM193 138L189 139L188 141V146L190 147H194L195 144H199V140L198 138H194L195 141L192 140ZM196 139H197V143L194 144V142H196ZM205 139V138H204ZM214 139V137H213ZM11 140V139H10ZM134 140V139H133ZM145 140V139H143ZM153 140V139H152ZM202 140V139H201ZM210 140V139H209ZM212 140V139H211ZM227 140V139H226ZM225 140V141H226ZM257 142H256V141ZM135 141V140H134ZM141 141V140H140ZM179 141V140H178ZM177 141V142H178ZM183 141V139H182ZM204 141V140H203ZM213 141V140H212ZM220 141V139H219ZM217 141V142H219ZM180 142V141H179ZM129 143V142H128ZM126 143V145L128 144ZM156 143V142H155ZM201 143V142H200ZM222 143V142H221ZM143 144V143H142ZM178 144V143H177ZM175 146V152H177V149L176 147H179V145ZM187 144V142H186ZM219 144V143H218ZM224 144V143H223ZM227 144V142H226ZM4 145V144H3ZM141 145V143H140ZM183 145V144H182ZM157 146V144H156ZM184 146V145H183ZM187 146V145H186ZM220 146L217 145V147ZM196 147H199V146H196ZM1 148V146H0ZM6 149L8 148V154H6V152H4L3 154L0 155V161L1 162H10V160H12V158H10V147L7 146L5 147ZM181 147H179L180 149ZM189 148V147H188ZM5 149V150H6ZM178 149V151H179ZM186 149V148H185ZM184 149V150H185ZM191 149V148H190ZM189 149V151H191ZM12 150V149H11ZM159 150V149H158ZM181 150V149H180ZM183 150V149H182ZM183 150V151H184ZM206 150V149H205ZM204 150V151H205ZM231 150V149H230ZM1 151V150H0ZM210 151V150H209ZM158 152V151H157ZM192 152V151H191ZM207 152V151H206ZM250 152H253V154ZM180 153V152H179ZM78 154V155H79ZM191 154V153H189ZM256 155V157H255ZM74 156V155H73ZM186 156V155H185ZM184 156V157H185ZM195 158V157H194ZM193 158V159H194ZM75 159V158H74ZM73 159V160H74ZM72 160V159H71ZM68 161V160H67ZM191 161H193L191 159ZM154 163V162H153ZM201 163V162H200ZM70 164H73V161L72 163ZM75 165V164H74ZM196 165V164H195ZM69 166V165H68ZM73 167V166H71ZM5 167H3L4 169ZM76 168V167H75ZM2 168H0V171H1ZM143 169V170H142ZM155 170V169H154ZM147 171V170H146ZM262 171V170H261ZM80 172H81V176H80ZM155 172V171H154ZM160 172V171H159ZM157 173V172H156ZM3 174V173H2ZM149 174V173H148ZM160 174V173H159ZM183 174V172H182ZM5 175V174H4ZM29 179H27V177ZM153 176V175H152ZM157 176V175H155ZM161 176V175H160ZM159 176V177H160ZM54 176H52L53 178ZM147 176L145 175L144 178H146ZM255 177V176H254ZM7 178V177H5ZM183 178V177H182ZM14 179V178H13ZM154 179V178H153ZM5 180V179H4ZM8 181H9V178H8ZM13 181V180H12ZM158 181V180H156ZM30 182V181H29ZM63 182L65 183L66 181L62 178V179H59L57 181V183H62ZM153 182V180L151 181ZM68 183V182H67ZM4 184V183H3ZM30 184V185H31ZM69 185H72L74 183H68ZM3 186V185H2ZM10 187H13V186H10ZM68 189H70V186H66ZM152 187V186H151ZM182 187V186H181ZM8 188V187H7ZM35 188V187H34ZM9 189V188H8ZM16 189V188H15ZM149 189V190H148ZM12 190V189H11ZM47 191V192H46ZM78 194V195H77ZM5 195V194H4ZM9 195V193H8ZM12 195H16L14 193H12ZM57 196V198L55 197ZM4 198V196H3ZM1 199L3 201H5L4 199ZM14 198V197H12ZM155 198V197H154ZM9 199V198H8ZM0 200V201H1ZM157 200V199H156ZM2 201V202H3ZM133 202V200H132ZM260 203L259 204H256L257 208H258V211L259 213L257 214V219L254 220V224L252 226H248L247 230L250 228L249 231H252V232H255L254 236H260L261 238H264V234L263 236L260 235L259 231L261 232V230L263 231L264 230V200H260L259 201ZM91 204V205H89ZM177 204V203H176ZM182 204V203H181ZM10 205H11V208H10ZM170 206V205H169ZM168 206V207H169ZM182 206V205H181ZM81 207V206H80ZM177 207V206H176ZM4 208V207H3ZM165 208V207H164ZM175 209H178L177 208H174V211ZM196 209V208H195ZM198 209V208H197ZM171 210V209H170ZM173 210V209H172ZM135 211V210H134ZM176 212H179L178 210ZM46 213H47V210H46ZM55 213V214H54ZM133 211H128L127 214H128V223L126 224V226H130L131 229L135 228V227H138V226H143V224H141L142 222H139L138 223V220L136 216V213L134 215H132ZM124 214V212H123ZM18 215V214H17ZM125 215V214H124ZM130 216V217H129ZM174 216H177V215H174ZM83 217V215H82ZM89 216L87 217H83L85 218V220H82V222H85V223H88V224H85V226H87V228H92V223L91 221L89 220L90 218H88ZM55 219V221L53 222L52 220ZM164 218V217H163ZM179 218V216H178ZM137 220V221H136ZM183 220V218H182ZM55 222L57 223V225L55 224ZM176 224H178V219L176 218L175 220ZM71 223V224H69ZM183 223V222H182ZM182 223H181V226H182ZM21 224V225H20ZM69 224V225H68ZM174 223V225H176ZM14 227H15V231H14ZM65 227V228H66ZM64 228V229H65ZM175 229H177L176 227H174ZM63 229V228H62ZM254 229V231H253ZM40 232L38 234V237H37V233L36 232ZM67 231V230H65ZM246 232V231H245ZM63 233V232H62ZM69 233V232H68ZM251 233V232H250ZM249 234V232H248ZM253 234V233H252ZM249 238V237H248ZM257 241V242H256ZM256 241H253L255 245L256 243V247L252 246L253 248L252 249H249V248H246V250H249V252L251 253V251H257L259 252L260 254H256L257 255H260L264 257V246H262V242L260 239H257ZM258 241L260 243H258ZM37 242V243H36ZM13 246H12V244ZM33 243H35L36 245H34ZM264 243V242H263ZM4 245V244H3ZM141 245H144L143 242H141ZM18 246V247H17ZM246 247V246H245ZM2 245L0 246V264H6L5 263V252H3L4 248L2 249ZM7 250V251H8ZM241 252L240 256L243 255V251H245V249H237ZM41 252V251H40ZM236 252V251H235ZM234 252V253H235ZM14 253V252H13ZM42 253V252H41ZM256 254H246L242 259L245 260L246 262H252L253 259L255 258L254 256H256ZM32 256H34L33 254H31ZM225 256H228L231 257V255H221L220 258H223ZM236 255H234L235 257ZM237 256H239L237 254ZM259 256V257H260ZM26 258L29 257L25 255ZM233 257V258H234ZM254 257V258H253ZM29 259V258H28ZM255 261V260H254ZM207 264H211L210 260H206ZM7 264H11V262L7 263ZM264 264V263H263Z\"/></svg>",
  "mask_w": 264,
  "mask_h": 264
},
{
  "label": "built area",
  "instance_id": "built-area-1",
  "mask_svg": "<svg viewBox=\"0 0 264 264\" xmlns=\"http://www.w3.org/2000/svg\"><path fill=\"white\" fill-rule=\"evenodd\" d=\"M90 1H92V3H90ZM234 1H239L235 4L237 9L256 6L264 11V0H261L262 4L258 5L250 4V2H243V0H233V2ZM88 2L89 4H95L98 9V3H100L101 9L107 8L108 6V2L103 0H85L84 5H87ZM238 3L240 5H237ZM45 4L48 6L51 5L52 7L54 6V1L0 0V19H2L3 22L8 21L9 25H12L17 20L22 21L24 19L29 20V22L32 23L34 16H46L49 18L52 14H54L51 13L53 12L51 9L54 7L46 8L43 6ZM35 6L40 8L35 10ZM80 8H83V4H81ZM47 10H49V12H47ZM94 12H97V10ZM64 13L62 14V17L64 16ZM54 15H58L59 17V15L61 16V13L57 12ZM176 21L177 22L175 23L174 20H172V24L170 26L175 25L177 36L182 39L181 41L183 42V45L189 48V51H191L192 46L195 43L199 41L205 42L206 39L208 40L210 37H220V35H223L224 32L226 36H228L229 34H232V30L235 28L234 27L232 29L230 27L231 22L212 30L209 28L207 21L195 25L192 28L181 25L177 19ZM164 30H166V26ZM17 31L18 29L16 30L15 35L17 34ZM70 48L76 49V46H69V49ZM13 51L14 50L12 49L11 53H13ZM78 125L81 126V129H84V134L90 132V128L84 127L83 123ZM21 194H23V192H21ZM16 198L27 201L22 196H16ZM95 203L96 202L94 201L92 206H83L82 204H79V208H77L74 213L76 227L74 226L73 229L71 228L69 230L68 240H60L56 237L55 239H50L48 234V242L46 239L43 245L39 246L44 248L39 250L34 249L31 246H25L21 252L12 253L11 256L9 253H6L5 263L207 264L206 260L207 258H210L213 264H222L218 260L220 256L226 252L225 249L227 248L225 242L221 239L210 238L207 234V230L199 229V225L197 223H191V225L189 224L186 229L184 228V223L183 226H181L182 222L178 226L174 225L173 221H170L173 219V212H169L168 209L165 210L162 207V212L166 217V221L143 224V226L131 229L130 226L127 227L126 224L122 223L123 210L120 211L113 205L107 206L106 209L103 207L96 209L97 207L95 206ZM170 205H172V203ZM160 210L158 211L160 212ZM82 215L83 217L89 216L88 218H90L89 220L92 223V228H87V226H85V224L88 223L82 222V220H85ZM2 228L7 231L11 230V227L8 226V221H6V224L3 225ZM9 236L11 237V235ZM65 242L68 244V251H66V253L63 249ZM141 242H143L144 245H141ZM0 244L9 245L6 240H1ZM33 244L36 245L35 243ZM231 245L232 244H229L228 246ZM30 249L34 252V256L31 255L32 251ZM39 251H41L43 255H37L36 253ZM25 253L26 256L29 255V259L25 257ZM46 256H48V258H46ZM233 257H230V259L234 261Z\"/></svg>",
  "mask_w": 264,
  "mask_h": 264
},
{
  "label": "clouds",
  "instance_id": "clouds-1",
  "mask_svg": "<svg viewBox=\"0 0 264 264\" xmlns=\"http://www.w3.org/2000/svg\"><path fill=\"white\" fill-rule=\"evenodd\" d=\"M173 13L183 26L192 28L204 21L210 29L224 26L230 23L237 14V8L233 0H152L144 10V14L152 22L171 25L169 13ZM252 32L264 35V14L254 18L251 25ZM248 49V41L242 39L236 49V55H242ZM153 57L159 58L165 54L163 45H157L150 49ZM230 53H222L215 48H209L207 43L199 41L192 46L185 60L187 78L181 80L173 75L161 74L152 83V92L158 101L166 104L185 103L191 91L190 81L193 78L206 77L217 68L221 60L230 58ZM111 74L116 78H127L133 69L124 56L109 59ZM91 108V102L85 99H77L67 106V111L77 120L83 119ZM56 146L52 151L53 158L61 165L62 178L68 183H75L79 179V171L76 168L67 167L70 154L78 150L84 139V132L78 123H68L65 128L59 130L56 136Z\"/></svg>",
  "mask_w": 264,
  "mask_h": 264
},
{
  "label": "flooded vegetation",
  "instance_id": "flooded-vegetation-1",
  "mask_svg": "<svg viewBox=\"0 0 264 264\" xmlns=\"http://www.w3.org/2000/svg\"><path fill=\"white\" fill-rule=\"evenodd\" d=\"M235 3L236 2H239V1H234ZM243 2H250V4H253V5H258V4H262V2L260 0H243ZM252 2V3H251Z\"/></svg>",
  "mask_w": 264,
  "mask_h": 264
},
{
  "label": "water",
  "instance_id": "water-1",
  "mask_svg": "<svg viewBox=\"0 0 264 264\" xmlns=\"http://www.w3.org/2000/svg\"><path fill=\"white\" fill-rule=\"evenodd\" d=\"M124 216L126 217V216H128V214L126 213Z\"/></svg>",
  "mask_w": 264,
  "mask_h": 264
}]
</instances>
